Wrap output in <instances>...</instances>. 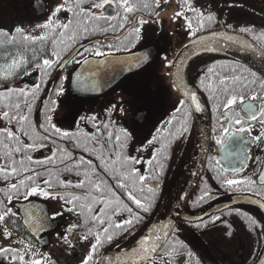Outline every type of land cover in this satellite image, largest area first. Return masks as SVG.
Listing matches in <instances>:
<instances>
[{"label": "flooded vegetation", "instance_id": "obj_1", "mask_svg": "<svg viewBox=\"0 0 264 264\" xmlns=\"http://www.w3.org/2000/svg\"><path fill=\"white\" fill-rule=\"evenodd\" d=\"M52 2L61 3L62 0H52ZM96 2H100V0H96ZM92 3L93 0H83L81 7L85 12L91 9L92 13L96 15H100L103 11L105 15L119 12L120 16L117 20L111 21L104 19L92 20L86 14H74V11L78 12L79 9L67 12L61 11L59 16L62 22L72 21L69 29L66 30L68 35H71L73 31L77 32L75 40H69L68 35L65 36L64 42L67 45V50H64L59 44L54 46L51 40L26 41L23 39L24 35L42 36L45 35L46 31H49L39 27L47 18L50 6L49 0H0V93H3V95H0V110H9L6 105L17 100L18 92L13 94L6 92V89L18 90L23 88L28 91V98L32 103L31 113H26L29 116L26 126L28 124L35 126L41 134H44L39 125H46V117L51 116L52 124L60 127L62 131H68L70 134L76 133L79 139L85 142V138L80 134L84 132L88 133L89 136L98 134L97 128L92 122L85 123L79 120L76 114L78 113L79 116L96 115L99 118L97 124L101 121L107 123V111L109 109H106V106L110 102L118 103L122 97L127 98V95L131 93L136 97V101L132 106L125 105L127 117L117 118L114 116L113 119L116 120L117 127L109 130L118 131L120 126H126L129 130H136L138 139L127 144L124 154L140 157V162L136 163L134 167L137 169L138 174L148 177L144 184L148 187H156L158 189L157 195L160 197L167 182L172 177V171L186 155L188 142L186 140L182 141V146L176 148L170 141L171 136H166V132L158 133L157 129L165 126L166 122L175 115L176 119H173L172 124L169 126L171 131L175 133L176 129L180 127L182 116V111L177 113L176 109L183 104L190 107L192 111V115L187 118L189 132L185 134L188 139L193 134L195 136L193 109L180 94L174 82V68L178 56L187 49L185 45L189 46L198 39L215 34L240 36L264 52V39H258L264 34V0H198L197 8L200 9L201 6H204L201 10L215 17L212 22H208L206 16L203 17L204 27H198L196 14L182 8L184 0H159V7L155 6V0H130L131 4L139 8V10L128 14L130 21L133 17L137 20L143 17L148 21L143 28L146 31L154 30L152 39L147 41V47L142 46L146 43L144 40L137 41L134 33L129 34L133 27L131 22L120 28V24L123 23L120 18L123 16L122 9H117L111 4L106 5L104 10L94 9ZM145 3L148 4L147 8L143 7ZM179 11H184L185 16L191 19L192 28L196 31L195 36L188 30L187 20L184 17L179 18L178 21L174 19L175 13ZM113 26L115 31L112 30ZM16 27H22L24 32L16 33L14 31ZM84 28L88 29L87 33L83 31ZM101 28H108L109 31L102 32ZM240 28L250 29L251 31L247 33L240 32ZM110 43L115 47L109 48L106 46ZM54 47L60 53L59 57L52 56ZM116 48L120 50L117 51ZM85 49L90 51H85ZM93 49L102 51L106 55L95 56L91 53ZM145 50H151L150 53L152 54L155 52V61L150 63V66H146V70L143 68L131 78L126 79L123 86L121 83L120 86L109 93L97 98H78L68 94L73 74L85 59L130 55ZM73 53L75 55L71 62L64 64L66 59ZM47 58L55 61L52 67L47 69L42 66L38 71L35 66L38 63L42 65L43 59ZM13 61L17 63L14 65ZM76 61H80V63ZM169 65L173 66L169 67ZM209 67L215 69L213 74H209L210 81L214 86L220 76L243 75L248 77L249 89L261 92L260 83L264 82V78L239 60L216 52L195 54L179 69L185 83L197 93L204 104L210 121L209 151L203 175L206 176L207 186L213 194L211 200L215 202V200L230 197V201H232L237 197L249 196L264 202V189H261L259 180L264 169V144L252 140L253 137L264 131V124L260 123L262 118L258 116L256 121L244 125L251 128V132L236 134L243 135L244 140L250 141V145H246L248 149L241 162L238 163L227 158L222 160L227 170L219 158L222 149L215 143V137L220 134V124L218 123L220 113L216 111V101L211 99L209 92L205 91L200 85V79L204 77ZM233 69H235V72H233ZM245 69H248V71H245ZM45 72L50 74L45 75ZM251 72L256 73V83L254 84L251 83L254 79ZM42 80L44 83H41ZM61 83H63L64 90L60 95H57ZM36 85H39L40 88L33 100L31 94ZM223 99L221 97V100ZM52 101H55L54 105ZM247 103H253L254 107L259 109V101H249L246 97L243 103L238 98L237 104L234 106L235 110L242 112L244 105ZM50 108L53 110L50 111ZM244 115L247 118V113H244ZM73 117H76V124L72 123ZM3 127L15 130L18 125L15 122L10 124L0 116V130ZM16 135H20V133L17 132ZM152 136L164 137V139L150 146L147 144L146 138L150 139ZM21 139L27 144L32 143L27 136H22ZM0 140H4V137L0 136ZM229 140L227 139V142ZM74 143L75 140L73 139H59L56 144L45 141L46 146L44 147L25 149L23 165L25 171H18L14 175L10 174V169L7 167L11 164V160L5 157V146L0 144V167L5 168V171H0V189H7L10 184L19 183L27 175L34 174L26 171L28 168H34L42 173L37 181L42 187L47 189V186L43 185V179L47 177L54 186L50 189L51 191L65 195L68 191H71L75 195H83L84 189L70 188L65 190L59 185L60 180L76 183L82 179V176H76L74 172L70 171H60V169L65 168V164L60 163L58 160L53 161L51 164L48 163L57 144L62 148L70 149L75 157L83 155L86 159H92L80 148H73ZM141 143L143 149L136 151ZM161 143L168 144L166 153L168 158L166 160L163 159V153L158 154L156 151L160 148ZM172 149L177 152L176 160L181 158L180 161L175 162V157H173V160L170 159ZM29 155L32 157L31 162L26 159V156ZM57 155L59 156V154ZM153 156H158L160 162L163 163V174L158 180L151 178L153 170L147 163ZM14 158L19 161L21 154H14ZM37 161L42 162V164L37 163ZM216 161H219V163L217 164ZM66 162L69 165L72 163L71 161ZM94 163L99 165L101 162L94 160ZM15 166L18 169L21 167L19 163ZM112 167L120 168V162L117 161L115 165H109V169ZM45 169L48 171H45ZM233 169H240V172L235 173ZM98 170L102 175L104 174L102 167ZM5 175H8V179H5ZM218 175L244 180L251 178L255 183L252 186L242 185L241 190H229L221 184ZM107 179L113 186L115 185V180L111 179L110 171L107 174ZM23 191L24 189L21 188V194L18 197L13 195L11 204H8L9 207L14 205L13 212L19 210V214L15 217L6 218L5 222H0V230L7 228L14 237L12 246L24 251L28 245H31L25 260L39 259L43 261L44 257H49L53 264H81V259L88 250L89 242L94 241L95 228L89 240L83 239L88 228L93 227L92 222L90 221L86 225L83 216L78 217L75 213L65 210L63 217H58L55 221H45L46 224L50 225L46 230L36 231L33 224L42 215V211H36L33 220L26 224V217H24L22 211L25 204L30 202L40 203L39 205L42 204L41 206L47 207V212L46 208H43L44 214L47 213L50 216L52 212L59 211L63 207V201L45 198L40 195L25 200ZM258 193L260 194L258 195ZM0 200L7 203L2 191H0ZM96 207L98 208L99 205H96ZM228 211H230V224L208 223L206 228L201 226L196 231L193 225L190 227L181 223L184 230L176 234L173 243L179 241L187 251L193 253V262L199 260L200 264H258L264 255V234H261L264 233V217L260 213L257 214L258 212L253 208L234 205L230 207V210L212 215L210 218L217 215L223 217ZM96 214H99V212ZM247 217L256 220L257 226L250 228ZM70 223H78L79 227L74 233L67 234L65 228ZM96 227L102 226L97 225ZM225 232H231L232 235L226 236ZM60 234L67 235L68 241H71L73 236H76L77 240L74 245L70 244L62 239ZM123 235L117 238V244L121 243ZM17 241H23L24 243H18ZM110 244H113V241ZM0 246L5 245L0 244ZM101 248L94 254L93 261L90 264H96L106 253ZM162 251L155 256V264H181L182 261L187 264L186 252L181 251L179 254H173L170 258L167 256L161 258ZM5 264H7V261H5ZM16 264H19V261H16ZM147 264H151V261H148Z\"/></svg>", "mask_w": 264, "mask_h": 264}, {"label": "snow or ice", "instance_id": "obj_2", "mask_svg": "<svg viewBox=\"0 0 264 264\" xmlns=\"http://www.w3.org/2000/svg\"><path fill=\"white\" fill-rule=\"evenodd\" d=\"M83 0H62L61 3H53L52 0H49V9L48 15L44 23L40 24L39 27L49 30L46 31L45 35L42 36H31L24 35L23 39L26 41H47L51 40V43L55 46L57 44L61 45L64 50H67V45L64 42V38L68 35L67 31L72 23V21H68L67 23L62 22L59 13L61 11H74L75 9H79L78 12L74 11V14H86L92 20H117L120 16V13L116 14H107L105 15L103 11L100 15H96L92 13L91 9L85 10L81 7ZM198 0H184L182 4V8H185L187 11L196 14L198 18V27H204L203 17L206 16L208 22H212L215 17L210 13H205L201 9L204 6H201L200 9L197 8ZM113 5L117 9L123 10V16L120 17L123 20V23L120 24V28L124 27V24L131 22L133 27L130 35L132 33L135 34V39L137 41L144 40L146 43L142 45L143 47H147V41L152 39V35L154 34V30L146 31L143 26L148 23L143 17H140L138 20L133 17L130 21L129 15L134 11L139 10L138 6L130 3V0H100V2H96L93 0L92 8L104 10L106 5ZM155 6L159 7V0H155ZM144 8L148 7V4H143ZM184 17L187 20L188 30L192 33L193 36L196 35V31L192 28V21L188 17L185 16L184 11H179L175 13L174 19L177 21L179 18ZM66 19V17H65ZM87 23V22H86ZM63 29V30H61ZM102 32H108V28H101ZM112 30L115 31V27H112ZM16 33H23L24 29L22 27H16L14 29ZM83 31L85 33L88 32L87 28H84ZM240 32H250V29L240 28ZM77 36V32L73 31L71 35H68L69 40H75ZM213 39H216V35L213 36ZM258 39H264V34ZM224 40L233 41L234 38L232 36L219 35L218 43H223ZM195 43H202V41H194ZM242 47L246 50L249 48L255 49V45L240 42ZM109 48L115 47L113 44L106 45ZM188 45H185L187 48ZM126 48V46H125ZM119 51V48H116ZM211 51L212 49H208ZM85 51H90L89 49H85ZM91 53L95 56L106 55V53L99 50H91ZM52 56L59 57L60 53L55 50V47L52 52ZM150 53H145L143 57L142 63L139 64V67L145 68L146 66H150ZM179 59V57L177 58ZM261 60H264V52L261 53ZM55 61L51 58L43 59L42 65L37 64L35 67L39 71L41 67H45L50 69ZM67 62H71V59ZM80 63V61H76ZM17 62L13 61L15 65ZM85 64H89L90 61L85 59L83 61ZM182 64V61H181ZM173 65H169L172 67ZM123 71V70H122ZM131 71V68H129ZM248 71V69H245ZM215 69L213 67H209L204 77L200 79V85L204 88L205 91H208L210 94V98L216 101V111L220 113V117L218 123L220 124L219 135L215 137V143L220 146L223 150L225 156H230L233 153L230 151L229 146L227 145V139H236L237 133H249L252 131L251 128L245 127V124H249L252 121H256L258 116L260 119V123L264 124V82L260 83L261 92H256L253 89L248 88V77L243 75H232V76H220L216 81L215 86L211 83L209 74H213ZM235 72V69H233ZM45 75L50 73L45 72ZM95 75V73H93ZM219 76L218 73H216ZM251 76L254 78L251 83H256V73L251 72ZM77 84L82 85L83 81H80V78L77 77ZM41 83H44L42 80ZM98 81H93L91 85L86 86L82 90H95L97 87H100ZM40 86L36 85L34 91L32 92V99L34 100L36 97V93L39 91ZM64 90L63 83L59 85V90L57 91V95H60ZM6 92L16 94L17 100L16 102L9 103L6 107L9 109L7 111L0 110V116L4 120H7L10 124L15 122L18 127L15 130H10L7 127H3L0 130V136L4 137V140H0V144H4L5 146V157L11 160V164L7 167L10 169V174H16L18 171H25L24 159H25V149H35L46 146L44 144L45 141H51L53 144L57 143L59 139H73L75 143L72 145L73 148H80L82 152L87 153L92 159H86L85 156L81 155L79 157H75L72 155V152L68 148H62L57 144V147L54 152H52L51 159L48 161L49 164L53 163V161L58 160L60 163L65 164L64 169H60V171H70L74 172L76 176H82V179L76 183H72L71 181L60 180L59 185L68 190L70 188L76 189H84L83 195H75L71 191L65 194H58L55 191H51L54 186L52 181L45 177L43 179V185L47 186V189L42 187L40 183L37 181L40 179L42 173L34 168H28L26 171L29 173L24 179H21L19 183H12L8 186L7 189H0L3 192L4 197L7 200L5 203L4 200H0V222H5L6 218L15 217L19 214V210L17 212H13L12 207H9L8 204H11L13 195L19 196L21 194V188L24 189L23 197L27 200L29 197L40 195L45 198L58 199L63 201V207L59 211H54L49 216L47 213L40 216L33 227H35L36 231L46 230L50 225L46 224L45 221H55L58 217H63L64 211L75 213L78 217H84V223L87 225L91 221L93 227H89L87 232L84 234L83 239L89 240V237L93 235L95 228L94 241H90L88 245V250L86 254L81 259V264H90L93 261L94 254H96L103 246L105 242L111 243L113 239H117L120 235H123L125 232L129 234H134L135 226L139 223L143 222V217L140 213L135 212L132 207H130L126 202H124L119 196L116 195L114 191L115 188L124 189L127 195V200L132 201L138 209H141L143 212H149L151 210L150 202H142L140 198H137L134 195L135 192H143L144 191V182L148 177H145L143 174H138L137 169L134 165L140 162V157H132L130 155H125L124 150L127 144L133 140H137L136 130H129L126 126H120L118 131H112L109 129H114L117 127L116 120L113 117H127V112L125 111V105L132 106L136 97L129 93L127 98L122 97L121 100L117 102H110L109 105L106 106L107 111V119L108 122L97 124V120L99 119L96 115L92 116H79L77 113L79 120L87 122H92L93 125L97 128L98 134H93L89 136L88 133H81L85 138V142H82L76 133H69L68 131H62L60 127H57L55 124H52V117L47 116L46 125H39V128L43 129V133L37 130V127L31 126L28 124L26 126V122L29 120V116L26 113H31L32 111V103L29 100V93L27 90L20 88L18 90L6 89ZM3 95V93H0ZM185 96L189 97L190 105H194V110L196 112L202 111V105L198 100L196 92H188L184 93ZM221 97L224 99L221 100ZM249 101H259V109H256L253 103H247L244 105V108L241 111L235 110V105L237 104V100L241 103L244 102L245 98ZM22 101V102H21ZM52 104H55V101H52ZM50 111L53 109H49ZM182 116L180 118V127H178L173 133L170 129V125L173 122V119H176V116L173 115V118L166 122L165 126H162L157 129V132H166V136H171L174 138H178L183 136L185 133L189 132L188 128V117L192 115V111L190 107L181 105L180 108L176 109L177 113H181ZM244 113H247V118ZM73 124L77 123L76 117H73ZM19 132L20 135H16ZM27 136L32 143L27 144L22 141L21 137ZM164 137L152 136L150 139H147V144L152 146L155 143L160 142ZM242 142L241 151L243 150V145L250 143V141H246L243 137L239 138ZM253 141L264 144V131H261L259 135L252 138ZM167 143H161L160 148L156 149L157 153H163V159H167ZM143 149V144H140V147L136 149V151H140ZM50 151H52L50 149ZM21 154V158L17 161L14 158V154ZM59 154V156L57 155ZM239 154V153H237ZM28 161H32V157L26 156ZM94 160H98L101 163L99 165L94 163ZM66 161H71V165H69ZM120 162V168L112 167L109 169V165H115L116 162ZM129 161L131 162L129 164ZM19 163L21 166L18 169L15 165ZM37 163L42 164V162L37 161ZM150 168H152V179H157L163 174V163L160 162V158L158 156H153L151 159L147 161ZM218 164L219 161H216ZM104 169V174L102 175L99 172V168ZM0 171H5L4 167H0ZM45 171H48L45 169ZM111 175V179L115 180V186L111 184V182L107 179V174ZM226 171V170H225ZM233 172L239 173L240 169H233ZM50 174V173H49ZM5 179H8V175H5ZM220 182L223 186H226L229 190H241L242 185L252 186L255 181L251 178L244 179H236L229 178L228 176H219ZM261 181V189H264V175L259 177ZM129 182L132 184V189H129ZM139 183L140 187L137 189L136 185ZM158 189L156 187H149L148 191L155 193ZM260 193H258L259 195ZM211 190L208 188L207 184L204 185L202 189L201 195L193 202L194 206H198L207 200L212 198ZM96 205H99L97 208ZM260 207L264 208V203H260ZM25 219V223H29L33 220L34 214L37 211L33 207H27L22 210ZM121 211H126L128 213L127 217H124L122 220L113 221L112 217L120 216ZM99 212V215L96 213ZM91 215H88V214ZM177 216H179V212H177ZM250 222V228L256 227V220L252 219V217H247ZM221 216L217 215L214 218H210V222L215 224L216 221H220ZM201 224H195L194 226L199 229L201 226L207 227L208 221H203L201 218ZM188 223L189 226H192L191 221L185 219L183 221ZM182 221L177 220L174 224H170L165 226L167 230L161 229L160 233L157 232L155 228L149 231L148 235L138 241V247L133 248L132 252L135 253V259L132 260V264H138V261H143L147 264L148 261H151V264H155V254H157L158 249H163L161 253V258L164 256L171 257L173 254H179L181 251L186 252L188 257L187 264H200L199 260L193 262V253L191 251H187L184 248V245L180 244L179 241L172 243L170 241V237L175 236L180 231L184 229L181 227ZM97 225L102 227H96ZM79 227L78 223H70L65 228V233L71 234L74 233L75 230ZM111 229V231H110ZM119 230V231H116ZM264 234V233H261ZM61 238L66 242L73 244L76 242V236H73L71 241L67 240V235L60 234ZM226 236H231V232H225ZM153 237L155 239L153 240ZM13 240L11 233L7 230V228L0 230V244L5 246H0V264H16V261H19V264H53L49 257H44L43 261L39 259H31L25 260V256L28 254L31 245H28L24 251H20L17 248L13 247ZM18 243H24L23 241H17ZM105 257H101L100 261H97L96 264H104ZM108 264H113L111 259L108 260ZM116 264H120L119 258H116ZM181 264H184L182 261ZM260 264H264V260L260 261Z\"/></svg>", "mask_w": 264, "mask_h": 264}, {"label": "water", "instance_id": "obj_3", "mask_svg": "<svg viewBox=\"0 0 264 264\" xmlns=\"http://www.w3.org/2000/svg\"><path fill=\"white\" fill-rule=\"evenodd\" d=\"M216 39H213L214 35H210L197 41H202V43H192L184 50L178 57L179 59L175 62L174 68V82L175 86L180 92V94L189 102V97L185 96L184 93L194 92L184 81L181 69L184 66L185 62L192 58L195 54L203 53V52H216L223 53L233 57L243 64L250 67L257 74H259L262 78H264V60H261V53L263 52L257 46L255 49L249 48L244 49L242 47L241 41L253 44L247 41L240 36L234 34H215ZM219 35L232 36L234 38L233 41L224 40L223 43H218ZM254 45V44H253ZM208 49H212L209 51ZM151 51V50H150ZM149 50H145L143 52L133 53L130 55L123 56H107L101 59H89L90 63L85 64L82 63L80 67L75 71L73 77L71 79L69 92L68 94L78 97V98H97L103 96L117 86H122L125 84L124 81L128 78H131L133 75L137 74L141 69L139 64L142 63L143 57L145 53H150ZM76 53V52H75ZM73 53L69 56L64 64L68 63L70 59H72L75 55ZM150 63L155 61V52L150 53ZM182 61V64H181ZM131 68V71H129ZM123 70V71H122ZM95 73V75H93ZM79 77L80 81H83L82 85L77 84L76 78ZM93 81H98L101 85L93 90H82L86 86L92 84ZM198 97V96H197ZM199 102L202 105V111L196 112L194 110V105H191L195 118V143L193 151L190 155V158L186 164V167L182 173V177L176 186L174 192L169 198L166 205L160 211L157 219L150 227V229L134 244H129L116 252H113L109 255L104 256V264H108V260L111 259L113 264H116V258H119L120 264H132V260L135 259V253L132 252L133 248L138 247V241L148 235L149 231L155 228L158 233H160L161 229L167 230L165 226L174 224L177 220L191 221V224L202 222L201 218L204 220L210 218L212 215L219 214L226 210H230V207L234 205L238 206H247L255 209L258 213L262 214L264 217V208L260 207V203H264L262 200L255 197H240L234 198L230 201L229 198H224L217 200L210 204L205 210L200 213H190L187 211V207L201 181V178L204 174L206 160L209 151V143H210V121L205 109L204 104L198 97ZM240 137L243 135H236V139H230L227 142L230 151L233 153L230 156H225L223 150L219 153L220 162L226 168L225 163L222 161L227 158L231 161H236L239 163L244 159V155L247 152L246 145H250V143L243 145V150L241 151L242 142L240 141ZM239 153V154H237ZM227 169V168H226ZM228 170V169H227ZM261 175H264V169ZM260 180V179H259ZM261 182V181H260ZM40 203L30 202L25 204V208L33 207L37 211L41 212L44 215L43 208L39 205ZM24 208V209H25ZM177 212H179V216H177ZM41 215V216H42ZM155 237H153V240ZM170 239V238H169ZM162 249H158L156 255L160 253ZM261 260H264V255ZM260 260V261H261ZM260 261L258 264H260ZM143 261H138V264H144Z\"/></svg>", "mask_w": 264, "mask_h": 264}, {"label": "trees", "instance_id": "obj_4", "mask_svg": "<svg viewBox=\"0 0 264 264\" xmlns=\"http://www.w3.org/2000/svg\"><path fill=\"white\" fill-rule=\"evenodd\" d=\"M194 137H195L194 134L192 137H190V139H188L186 134H184L183 136H180L178 138L171 137L170 141L174 146H176V148L181 147L183 142L186 140L188 142L187 143L188 149L186 151V155L184 156V158L182 160H181V158L176 160L177 152H174L173 149L171 150L170 159L173 160V157H175V162H178L180 160L181 161L176 165L177 167L172 171L173 172L172 177L167 182L166 187L164 189V192L161 193L160 197H158V195H157L158 191H156L155 193L149 192L148 191L149 187L146 184H144V191L142 193L139 191L134 193V195H136L137 198H140L142 200V202H150L151 203L152 207H151V210L149 211V213L143 212L141 209H138L132 201L127 200V195H126L124 189H120V188L114 189L116 195L119 196L129 206H131L135 212L140 213V215L144 219H143L142 223H139L135 226L134 234H129L127 232L124 233V235L122 237L123 240L121 241V243L117 244L116 243L118 241L117 239H113V244L105 242L103 244L101 250L106 251V253L102 257L109 255L113 252H116L117 250H119L125 246H128L129 244L130 245L134 244L138 239H140L150 229V227L153 225V223L157 219L160 211L168 202L169 198L171 197L172 193L174 192L176 186L178 185V183L182 177V173H183V171L186 167V164L190 158V155L193 151ZM178 151H180V150H178ZM172 168H174V166H172ZM205 184H207L206 183V176L203 175L201 182L199 183V186L197 187V189H196V191H195V193H194V195H193V197H192V199H191V201L187 207L188 212L193 213V214L200 213L203 210H205L210 204H212L214 202L213 200L210 199V200H207L206 202L201 203L198 206H194L193 202L201 195L202 189L204 188ZM136 187H137V189H139V187H140L139 183H137ZM131 189H132V184L129 183V189L128 190H131ZM215 201H217V200H215ZM97 215H99V214H97ZM127 215H128V213H126V211H121L120 216H114V217H112V219H113V221L122 220L124 217H127ZM206 220L208 221L209 224H211L210 218L206 219ZM182 223L189 226L188 223H185V222H182ZM216 223L230 224V211H228V213H226L223 217H221L220 221H216ZM195 224H197V223H195ZM195 224H192V225L194 226ZM198 224H201V223H198ZM194 228H196V227L194 226ZM198 230L199 229L196 228V231H198ZM110 231H111V229H110ZM175 239H176V235L173 237H170V241L172 243L175 241Z\"/></svg>", "mask_w": 264, "mask_h": 264}]
</instances>
